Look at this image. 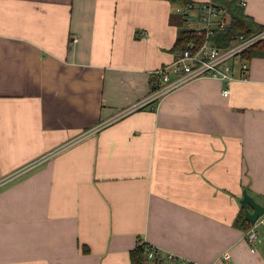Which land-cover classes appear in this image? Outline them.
<instances>
[{"label":"crops","instance_id":"0c3cea01","mask_svg":"<svg viewBox=\"0 0 264 264\" xmlns=\"http://www.w3.org/2000/svg\"><path fill=\"white\" fill-rule=\"evenodd\" d=\"M246 7L264 24V0ZM180 20L172 0H0V177L63 148L0 187V264H132L141 242L264 264V233L253 252L233 225L244 190L264 205V58L122 116Z\"/></svg>","mask_w":264,"mask_h":264},{"label":"built area","instance_id":"2783aa9c","mask_svg":"<svg viewBox=\"0 0 264 264\" xmlns=\"http://www.w3.org/2000/svg\"><path fill=\"white\" fill-rule=\"evenodd\" d=\"M172 1H175L173 3H175L176 11L184 19L187 27L194 30L200 38L191 40L184 48L175 49L174 60L155 71L158 75V81L155 82L154 88L151 89L149 95L127 111H122V116L134 110L135 107H144L158 101L168 92L200 77L220 79L229 85L238 77L247 78L249 61L242 60L241 53L245 48L264 37V30L250 37L244 34L233 37L232 45L221 47L215 43L214 35L218 30L225 29L232 24V15L219 0ZM239 1L241 5L247 6V0ZM77 39L75 37L74 41H77ZM237 71L241 72L240 75L237 74ZM223 94L225 96L230 94V86L223 89ZM114 120L110 119L86 131L81 138H85ZM79 140L80 138L75 143ZM62 149L59 148L46 153L42 158L56 155ZM28 165L30 164H26L17 171L0 177V187L33 168ZM260 225L264 226V213L258 217L247 232V240L253 252L256 251L257 241H261L257 231ZM145 244L147 258L153 260L154 264H202L199 261L180 256L174 252H169L166 255L159 254L155 245L147 242ZM223 256L228 257L229 254L224 253Z\"/></svg>","mask_w":264,"mask_h":264},{"label":"trees","instance_id":"16d2710c","mask_svg":"<svg viewBox=\"0 0 264 264\" xmlns=\"http://www.w3.org/2000/svg\"><path fill=\"white\" fill-rule=\"evenodd\" d=\"M178 2L188 0H176ZM175 2V1H173ZM226 9L231 12L232 24L222 30H218L214 35V41L218 46L225 47L232 43L233 37H238L242 34L250 37L264 30V24L257 21L252 15L246 12L245 6L240 4L239 0H219ZM180 29L178 38L173 46V50L184 48L191 40L200 38L194 30L187 27L184 19L180 16ZM254 58H264V37L251 44L241 53V59L251 61ZM250 207V206H249ZM251 208V207H250ZM252 209V208H251ZM233 225L236 228L246 231L251 228L252 224L247 220L244 207L242 206ZM248 237V236H247ZM132 264H145L147 261L146 244L141 242L135 249L131 251Z\"/></svg>","mask_w":264,"mask_h":264},{"label":"water","instance_id":"95a60500","mask_svg":"<svg viewBox=\"0 0 264 264\" xmlns=\"http://www.w3.org/2000/svg\"><path fill=\"white\" fill-rule=\"evenodd\" d=\"M240 202L244 207L246 218L251 224H254L258 217L264 213V205L258 202L247 190H244Z\"/></svg>","mask_w":264,"mask_h":264},{"label":"rangeland","instance_id":"374dc122","mask_svg":"<svg viewBox=\"0 0 264 264\" xmlns=\"http://www.w3.org/2000/svg\"><path fill=\"white\" fill-rule=\"evenodd\" d=\"M247 8V7H246ZM230 45H232V43H230L229 45H227V46H230ZM227 46H225V47H227ZM107 125H109V124H107ZM106 126V125H105ZM104 127V126H103ZM93 133V132H92ZM77 140H75L74 142H76ZM53 153H55V152H53ZM42 156H44V155H42ZM42 156H40L39 158H37V159H35V160H33V161H31L30 163H28V164H30V165H28L29 167H41L42 165H44L45 164V162H47L49 159H51V158H53L55 155H53V156H51V157H49V158H42ZM262 200V199H261ZM249 231V230H248ZM257 231H258V236H259V239L261 240L262 239V233H264V226H262V225H260V226H258V228H257ZM260 232H261V234H260Z\"/></svg>","mask_w":264,"mask_h":264}]
</instances>
